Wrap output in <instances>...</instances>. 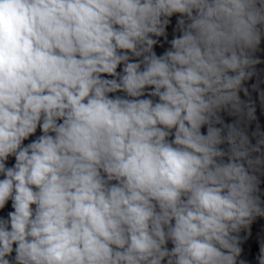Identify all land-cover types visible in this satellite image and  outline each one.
Masks as SVG:
<instances>
[{"label": "clouds", "instance_id": "1", "mask_svg": "<svg viewBox=\"0 0 264 264\" xmlns=\"http://www.w3.org/2000/svg\"><path fill=\"white\" fill-rule=\"evenodd\" d=\"M264 0H0V264H264Z\"/></svg>", "mask_w": 264, "mask_h": 264}]
</instances>
